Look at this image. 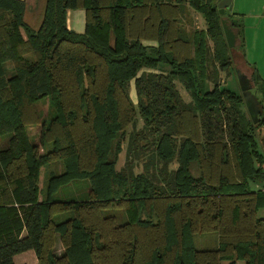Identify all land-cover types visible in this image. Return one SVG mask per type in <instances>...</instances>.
<instances>
[{
    "label": "trees",
    "instance_id": "1",
    "mask_svg": "<svg viewBox=\"0 0 264 264\" xmlns=\"http://www.w3.org/2000/svg\"><path fill=\"white\" fill-rule=\"evenodd\" d=\"M218 1L45 0L34 26L25 0H0V264H264V114L219 83L234 67ZM187 4L204 29L178 25ZM45 98L33 141L26 108ZM83 179L85 199L55 198Z\"/></svg>",
    "mask_w": 264,
    "mask_h": 264
},
{
    "label": "rangeland",
    "instance_id": "2",
    "mask_svg": "<svg viewBox=\"0 0 264 264\" xmlns=\"http://www.w3.org/2000/svg\"><path fill=\"white\" fill-rule=\"evenodd\" d=\"M45 0H29V5L28 9L25 13L24 19L29 22L30 24L36 26L39 24L41 20V12H42V7L44 4ZM242 1V0H240ZM239 4V0L237 2ZM187 11H185V16L181 19H177L178 25L182 26V28L185 31L191 30V28H196V29H204L206 24L201 16V14L197 13L189 4H187ZM248 17H245V20ZM251 20L248 21V23L252 24L250 22ZM211 45V42H210ZM231 49V56L233 57L232 61L236 65L235 70H232L231 73L227 74L223 71L219 73L218 76H220L219 83L224 88L230 89L236 93H239L241 91V85L238 80V74L237 70H245L243 65H241V58L239 55L236 54V50H238V47H233ZM235 50V51H234ZM168 67L162 65V70H166ZM248 71V70H245ZM249 72V71H248ZM241 73H245L244 71ZM211 85V84H210ZM181 88H178L185 98L186 101L190 100L189 94L186 92V90L183 88L182 85H180ZM254 93V95H257L258 98L261 97V92L259 93V90L257 91V87H253L250 89ZM129 96L131 100L136 103V94H135V88H134V80L130 82V87H129ZM49 106L47 102V98L45 99H40L33 105L29 106L26 108V115H31L38 113L39 119L35 122H27V130L28 133L33 141L38 140V133L40 130V125H41V120L46 117V114L48 113ZM247 112V111H246ZM142 126V120L137 118L136 122V127L139 128ZM131 130V129H130ZM9 135H2L0 136V148H4L7 145V140H8ZM260 152L264 155V150L260 148ZM125 162V149L120 153L117 161V168H120ZM58 166L52 167L55 172L60 171V163H57ZM140 169V167L137 168V170ZM44 174H46V170L42 169L39 175L38 179V186L39 188L42 187L43 181H44ZM258 187V185H257ZM89 191V183L88 180L83 179V180H76L72 181L69 184H66L60 188V190L55 194L56 199H63V200H79V199H85L88 195ZM18 213V212H17ZM20 213V212H19ZM118 217L117 220L119 223H121L124 220V215L121 211H118L117 213ZM258 217H264V207L261 208L257 212ZM69 217L67 214H59L54 217V220L56 222L62 221L65 218ZM62 248L59 244L56 243L54 247L55 254H59L61 252ZM14 262L16 264H21V263H26V264H37V259L34 255V252L29 250L25 251L19 254H16L14 256Z\"/></svg>",
    "mask_w": 264,
    "mask_h": 264
},
{
    "label": "crops",
    "instance_id": "3",
    "mask_svg": "<svg viewBox=\"0 0 264 264\" xmlns=\"http://www.w3.org/2000/svg\"><path fill=\"white\" fill-rule=\"evenodd\" d=\"M26 1V11L28 9L29 0ZM231 0L228 10L229 15H233V20L241 24L239 30L233 27L234 31L237 33V40L235 47H238L236 54L241 58V65L245 68V75L251 82V88L257 87L252 80V74L257 72L260 80L264 82V0ZM245 17L246 18L245 20ZM251 20L250 23L248 21ZM67 28L73 31L82 33L85 29V10L82 8L76 10H69L67 12ZM239 31V32H238ZM146 45L155 46L156 41L144 40ZM235 51V50H234ZM236 65L233 63V67ZM234 67V70H235ZM231 73V72H230ZM242 94V91H240ZM250 93L258 101L260 98L254 95L252 91ZM260 93V91H259ZM245 110L247 108L245 106ZM248 114V111H247ZM264 114V108L262 106V111L258 113V117ZM254 189L258 188L257 184L254 185ZM263 208V207H262Z\"/></svg>",
    "mask_w": 264,
    "mask_h": 264
},
{
    "label": "water",
    "instance_id": "4",
    "mask_svg": "<svg viewBox=\"0 0 264 264\" xmlns=\"http://www.w3.org/2000/svg\"><path fill=\"white\" fill-rule=\"evenodd\" d=\"M195 4H199V0H193ZM231 0H219L217 2V10L221 15L220 21L224 33V37L229 48H233L236 45L237 33L234 31L230 19L228 17V6ZM238 80L241 85L242 97L247 111L254 122L258 120V113L262 111V105L255 97L250 93L251 82L244 73L237 70Z\"/></svg>",
    "mask_w": 264,
    "mask_h": 264
},
{
    "label": "built area",
    "instance_id": "5",
    "mask_svg": "<svg viewBox=\"0 0 264 264\" xmlns=\"http://www.w3.org/2000/svg\"><path fill=\"white\" fill-rule=\"evenodd\" d=\"M263 168V171H264V165L262 166ZM261 192L264 194V181L262 182V184L260 185V188Z\"/></svg>",
    "mask_w": 264,
    "mask_h": 264
},
{
    "label": "flooded vegetation",
    "instance_id": "6",
    "mask_svg": "<svg viewBox=\"0 0 264 264\" xmlns=\"http://www.w3.org/2000/svg\"><path fill=\"white\" fill-rule=\"evenodd\" d=\"M245 75V74H244Z\"/></svg>",
    "mask_w": 264,
    "mask_h": 264
}]
</instances>
